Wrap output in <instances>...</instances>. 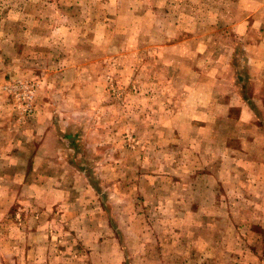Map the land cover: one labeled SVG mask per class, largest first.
<instances>
[{
  "label": "rangeland",
  "instance_id": "374dc122",
  "mask_svg": "<svg viewBox=\"0 0 264 264\" xmlns=\"http://www.w3.org/2000/svg\"><path fill=\"white\" fill-rule=\"evenodd\" d=\"M214 1L0 0V264H264V196L244 181L264 175L244 165L264 145L226 120L236 139L219 133L209 152L168 136L198 58L213 57L190 36L235 15ZM227 46L215 90L241 87L255 107L262 73L244 42Z\"/></svg>",
  "mask_w": 264,
  "mask_h": 264
},
{
  "label": "crops",
  "instance_id": "0c3cea01",
  "mask_svg": "<svg viewBox=\"0 0 264 264\" xmlns=\"http://www.w3.org/2000/svg\"><path fill=\"white\" fill-rule=\"evenodd\" d=\"M215 1L227 4L231 10L235 11V15L228 17L211 15L210 17H206V21L204 22L211 24L213 30H216L210 33L209 36H204L203 32L195 33L194 36H190V39L202 38V40L206 37L208 40H211L213 44L210 47V52L204 44H199L196 51L191 52L192 54H195L197 57H205L207 55L213 57L210 59L211 61L207 63H203L204 60L202 62L201 58H198L195 70H197L199 74H196L185 88L183 96L184 106L171 115L173 117L171 120H174V129L169 128L171 132L168 136L170 138L174 136L180 138L185 137L187 139L186 147L190 148L187 150L188 152H191L193 145L199 147L203 144L209 152L212 145L215 147L219 133H224L227 137L232 136L236 139L238 133L237 129L233 128L227 133L222 131L226 127L221 129L220 121L226 120L229 122L232 121L231 125L233 127H236L237 123L247 126L248 128L243 136L245 143L247 139V143L251 145V140H254L256 141V147H252V149L257 148L261 151L264 145V127L253 129L252 123H254L255 120H259V117L264 119V107L260 106L264 104V94L262 93V95L259 96L257 103H255L257 106L254 105L255 107H253V104H251L253 99L247 98L246 100L245 96L241 93V87L235 85L234 89V86L231 85V95L222 94L215 90V87H217L219 83L217 78L220 77V74L224 71L228 72L231 70V58L239 49L230 46H227V49H220L219 42L220 40L231 41L238 39L244 42V53L249 62L247 63L249 68L248 71L257 72L256 69H250V65H252L259 68V73H262V81L257 80L256 82L263 84L262 92H264V0ZM187 19L193 21L195 24L202 23L198 18L186 17L182 19V16L175 22L180 24V22H186ZM221 24H231L230 32L226 33L218 30ZM179 36L181 42L174 41L169 44V47H182L184 42L182 40H184V37L182 33H179ZM171 38H175V36L173 37V35H171ZM176 38H178V36ZM214 40L217 42H214ZM186 52L187 51L183 49L179 51V54L183 55ZM257 56L261 57V62L257 63L254 61ZM194 63H192V65ZM204 78H206L207 81H205ZM249 82L251 86L255 84L254 80L252 81L250 79ZM232 83L233 81L231 80V84ZM215 96L218 97L217 100L214 99ZM186 102L190 106H188ZM38 150H42V146H40ZM225 152H229L228 149L225 148ZM244 165H247V167L254 165L264 170L263 159L246 157ZM197 177L198 176L194 177V182H197ZM244 181L248 185H251V190L249 192H251L252 195H248L247 198L253 200L257 196L256 194L264 196V175H246ZM228 182L231 183V181ZM237 182L238 181L234 179L232 181L234 184ZM253 185H257V188H254ZM235 191L236 186H231L230 192L235 193ZM197 214L198 210L195 211L196 216ZM200 214H202L201 211ZM182 215L183 217L186 216V209H184Z\"/></svg>",
  "mask_w": 264,
  "mask_h": 264
}]
</instances>
